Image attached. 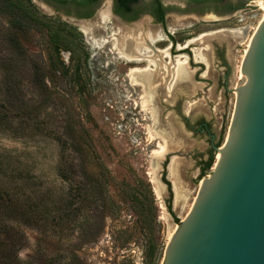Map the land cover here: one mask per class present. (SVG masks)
Instances as JSON below:
<instances>
[{
	"label": "rangeland",
	"instance_id": "1",
	"mask_svg": "<svg viewBox=\"0 0 264 264\" xmlns=\"http://www.w3.org/2000/svg\"><path fill=\"white\" fill-rule=\"evenodd\" d=\"M111 1L102 0L90 21L76 22L51 0H0V200H13L7 211L0 201V236L9 232L14 242L25 236L19 257L28 264H164L167 245L229 137L245 52L264 18L259 0L203 18L182 0H161L174 8L167 26L175 46L170 54L168 37L154 43L167 75L153 77L150 90L130 76L98 83L86 73L88 50L100 48L87 44L86 28L118 24L109 18ZM12 16L26 27L14 38ZM130 28L145 29L151 42L163 40L151 34L148 17ZM17 42L28 55L17 53ZM155 82L164 88L156 90ZM131 83L144 90L134 87V95ZM122 119L128 132L118 135ZM129 132L142 137L138 145Z\"/></svg>",
	"mask_w": 264,
	"mask_h": 264
},
{
	"label": "water",
	"instance_id": "2",
	"mask_svg": "<svg viewBox=\"0 0 264 264\" xmlns=\"http://www.w3.org/2000/svg\"><path fill=\"white\" fill-rule=\"evenodd\" d=\"M241 72L221 159L167 245L164 264H264V22Z\"/></svg>",
	"mask_w": 264,
	"mask_h": 264
},
{
	"label": "flooded vegetation",
	"instance_id": "3",
	"mask_svg": "<svg viewBox=\"0 0 264 264\" xmlns=\"http://www.w3.org/2000/svg\"><path fill=\"white\" fill-rule=\"evenodd\" d=\"M52 1V0H51ZM86 2H78L81 4H86L83 7L75 5L77 1H68L70 2L69 6L61 7L58 6V0L53 2L56 7V11L62 12L65 15H68L76 22H88L90 21L98 12V9L101 6L102 0H92L90 3ZM186 4V9L189 12L196 14L199 17H212L219 15L220 12L222 13H234L237 9L235 4H244L248 0H182ZM174 8L172 6L165 5L161 0H139L136 3H125L123 1L112 0L111 1V9L108 12L109 18L112 20H116L118 24L114 25V28H104L102 25H97L96 27H88L86 28L87 33L85 34L88 36L87 44L89 46H93L94 41L100 44V48L95 49V53L92 54L88 50V57L86 59L85 68L88 77H93L97 79L98 83L100 82L99 79L107 78V77H117V80L122 79H130L129 76L131 71L139 70L143 71L146 70L144 68L145 65H148L150 62L154 61L156 65V69L149 68L150 73L155 78L163 79L167 75L166 67L162 64L160 59H156L155 57H161L163 53L161 50L155 48L154 43H161L164 41V36L168 37L167 42L172 44L171 52L173 53V48L175 46V42L173 41L174 34L168 30L167 20L168 16L170 15L171 10ZM94 14L91 19H87L85 15ZM148 17L152 21V25L154 26L153 34L155 37L160 36L163 40H154L151 42L148 39V35L145 29L143 31H136L130 26H135L137 22H139L140 18ZM138 17L136 21H133L134 18ZM104 25V23H102ZM121 27V31L119 33H112L110 29H119ZM129 32V33H128ZM141 34V38L137 37ZM114 35L119 37V39H114ZM163 36V37H162ZM94 37V39H93ZM127 38V46L126 51L132 54V61L127 60V58H121L119 47L116 45L117 41H123L122 39ZM172 39V40H171ZM134 44V46H132ZM132 48V50L130 49ZM137 48V50H136ZM130 49V50H129ZM139 49V51H138ZM136 50V52L134 51ZM138 51V52H137ZM148 52H152L153 56L148 55ZM134 53V54H133ZM113 55L114 60H118L121 62L116 65L115 62L112 61L110 56ZM134 56V58H133ZM150 59H153L152 61ZM166 63V62H165ZM122 65V69L119 70V66ZM103 81V80H102ZM156 81V80H155ZM158 84V83H157ZM155 82L156 90L164 88V83H159L158 85ZM162 84V85H161ZM129 91L134 92L136 95L134 87H139L140 89L144 88L142 85L136 86L133 83L129 85ZM142 90V91H143ZM156 91L154 92V94ZM138 95V94H137ZM131 97H133V93H131ZM141 100L140 98H138ZM132 105H134V110L138 108V104L132 98ZM153 103L156 104V97L154 96ZM128 107H126L127 109ZM134 116V114H131ZM201 128L206 130L207 126L205 124L201 125Z\"/></svg>",
	"mask_w": 264,
	"mask_h": 264
},
{
	"label": "trees",
	"instance_id": "4",
	"mask_svg": "<svg viewBox=\"0 0 264 264\" xmlns=\"http://www.w3.org/2000/svg\"><path fill=\"white\" fill-rule=\"evenodd\" d=\"M53 2H55V0H52ZM92 0H89L87 3H90ZM118 1H123L125 3H136L139 0H118ZM222 1V0H220ZM26 3L31 4L30 0H25ZM57 3L58 6L61 7H67L69 6L70 2L68 1H63V0H59ZM75 5H78L80 7L85 6L86 4H81L78 2H75ZM94 16V14H88L82 17H85L87 19H91ZM12 21L10 22V26H9V33L10 36L13 38L16 37V32L18 31H22L25 30L26 27L23 25V23L21 21H19V19L17 18V16H12ZM138 19V17L134 18L133 21H136ZM17 53H23L28 55V51L20 44L17 42V46L16 49ZM46 79V75H44L42 77V81H45ZM214 157H212L210 159V161L206 164L205 168L203 169V178L205 177L206 173L210 171V169L213 167L214 165ZM166 168V167H165ZM163 181L165 182V184L169 187V191H170V195H172L171 193V187H170V183L167 182L165 176L163 177ZM4 193V192H3ZM10 196L11 193H7ZM2 202L1 207L3 209H5L6 211L10 208L11 205H13V200L9 201V203L3 202L2 199L0 200ZM169 210L171 211V206H169ZM176 223L179 224L180 222L178 220H176ZM10 233L6 232L5 234H2L0 236V264H28L27 261H23L20 259L19 257V253L20 251H22L24 245H25V241H26V237L22 236L19 237L17 239V241H13L12 238L10 237Z\"/></svg>",
	"mask_w": 264,
	"mask_h": 264
},
{
	"label": "bare ground",
	"instance_id": "5",
	"mask_svg": "<svg viewBox=\"0 0 264 264\" xmlns=\"http://www.w3.org/2000/svg\"><path fill=\"white\" fill-rule=\"evenodd\" d=\"M259 2H260V5L261 6H263L264 7V0H259ZM107 18V14L105 15V16H103V19H106ZM264 22V18H263V21H262V23ZM261 23V24H262ZM261 26V25H260ZM205 36H207V35H203V36H200L198 39H196V40H193V41H190L189 43H188V45H190V44H193L195 41H197V40H199V39H201V38H203V37H205ZM252 39H253V37H252ZM252 39L250 40V43H249V46H248V49L250 48V46H251V42H252ZM127 40H124V42L122 43V44H119L118 45V47H119V51L121 50L122 52H124V55H125V57L126 58H128V60L129 61H132L131 59H132V54H131V52H127L126 51V47L128 48V46H127ZM96 44V43H95ZM187 45V46H188ZM132 46H134V44H132ZM130 49L132 50V48L130 47ZM129 49V50H130ZM179 49H184V48H182V47H179ZM248 49H247V51L245 52V56H246V54L248 53ZM136 50H137V48H136ZM136 50H134L135 52H136ZM138 51H139V49H138ZM137 51V52H138ZM167 51H165L164 53H166ZM134 54V53H133ZM133 58H134V56H133ZM179 76L180 77H182V78H186V74H187V69L185 68V65H184V63H179ZM130 78H131V80L132 81H134L135 83H136V85L138 84L137 82H141V81H143V82H145V84L143 83L142 85L143 86H145L147 89H150L151 90V88H152V85H153V75H151L150 73H149V71L146 69V70H143V71H139V70H132L131 71V74H130ZM240 79L243 81L244 80V76L242 75V76H240ZM142 83V82H141ZM163 151H165V150H163ZM164 154V153H163ZM160 157H161V153H159V155H157V157L155 158V161H154V163H153V170H154V174H155V172H157V170H158V162H159V159H160ZM220 159H221V156H220V154L218 155V157H217V164H218V162L220 161ZM216 164V165H217ZM175 168V167H174ZM173 170V169H172ZM153 174V177H154V182L153 183H155L156 184V186H157V190H158V192H159V190H161L162 189V184L160 183V181L158 180V178L155 176Z\"/></svg>",
	"mask_w": 264,
	"mask_h": 264
},
{
	"label": "built area",
	"instance_id": "6",
	"mask_svg": "<svg viewBox=\"0 0 264 264\" xmlns=\"http://www.w3.org/2000/svg\"><path fill=\"white\" fill-rule=\"evenodd\" d=\"M259 7V5H257ZM122 122L118 123V135H121V134H125L126 132H128V130L125 128L124 129V126H123V119L121 120ZM129 137H130V141L132 142L133 146H136L138 145V140H141L140 138H142L139 134L137 135L136 132H134L133 134H131L129 132Z\"/></svg>",
	"mask_w": 264,
	"mask_h": 264
}]
</instances>
